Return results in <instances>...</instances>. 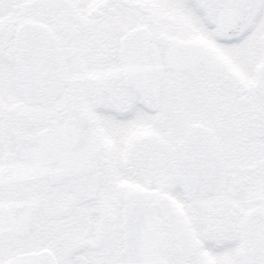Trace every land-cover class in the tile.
Wrapping results in <instances>:
<instances>
[{
    "label": "snow or ice",
    "instance_id": "6c2138e0",
    "mask_svg": "<svg viewBox=\"0 0 264 264\" xmlns=\"http://www.w3.org/2000/svg\"><path fill=\"white\" fill-rule=\"evenodd\" d=\"M0 264H264V0H0Z\"/></svg>",
    "mask_w": 264,
    "mask_h": 264
}]
</instances>
